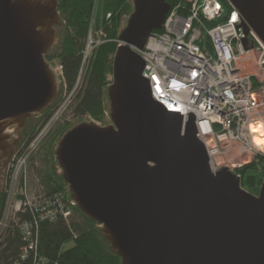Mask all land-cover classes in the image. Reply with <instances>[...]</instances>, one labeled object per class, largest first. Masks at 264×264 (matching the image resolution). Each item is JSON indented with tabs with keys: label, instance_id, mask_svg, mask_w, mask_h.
<instances>
[{
	"label": "water",
	"instance_id": "obj_1",
	"mask_svg": "<svg viewBox=\"0 0 264 264\" xmlns=\"http://www.w3.org/2000/svg\"><path fill=\"white\" fill-rule=\"evenodd\" d=\"M58 0H0V192L25 122L54 103ZM264 45V0H227ZM106 94L111 123L82 122L55 160L78 211L100 227L120 264H264V177L258 195L228 167L213 172L193 114L183 123L151 97L134 49L160 30L170 4L133 0ZM19 134V136H18Z\"/></svg>",
	"mask_w": 264,
	"mask_h": 264
},
{
	"label": "built area",
	"instance_id": "obj_2",
	"mask_svg": "<svg viewBox=\"0 0 264 264\" xmlns=\"http://www.w3.org/2000/svg\"><path fill=\"white\" fill-rule=\"evenodd\" d=\"M227 5L230 10L220 0H175L162 28L146 39L142 50L134 49L149 68L145 77L155 103L166 111L180 112L183 123L187 114L194 115L197 137L207 150L213 172L242 165L244 156L251 160L264 157V147L254 140L257 136L264 139V45L250 30L249 47L244 46L241 17ZM91 37L73 88L66 91L64 87L63 105L13 151L4 172L0 245L15 226L27 243L21 249V261L29 257L34 240L31 223L20 220V213L29 210L35 223L59 219L68 223L75 214L76 204L70 196L46 195L38 188L32 166H38L35 156L81 86L90 49L103 43L101 32L90 41ZM54 69L62 77V67L58 64ZM35 258L34 264H51Z\"/></svg>",
	"mask_w": 264,
	"mask_h": 264
},
{
	"label": "trees",
	"instance_id": "obj_3",
	"mask_svg": "<svg viewBox=\"0 0 264 264\" xmlns=\"http://www.w3.org/2000/svg\"><path fill=\"white\" fill-rule=\"evenodd\" d=\"M171 6L175 0H166ZM230 10L226 0H220ZM58 13L61 24L58 27L57 44L45 55V59L54 65V61L62 67L61 88L70 91L76 82L83 52L88 37L95 38L102 33L103 43L93 49L88 59L82 83L72 103L68 106L75 117H90L101 121L104 115V102L107 100L106 90L111 81L112 57L119 42L121 19L128 17L133 11L132 0H58ZM57 101L42 112L41 122H45L57 106ZM82 123V122H81ZM79 124V122H78ZM36 127V126H35ZM35 127L23 133V139L29 138ZM59 127L50 134L35 156L40 188L46 195L63 193L70 196L67 184L62 181L55 150L60 138L73 128ZM241 180V186L251 194L257 195L264 177V157L257 156L248 163L233 170ZM4 193V192H3ZM0 193V214L3 210L5 194ZM73 217L65 223L42 221L35 223V215L29 210L19 214L20 220H27L32 225L34 248L29 257L21 261L20 253L27 243L15 226L9 228L3 243L0 245V264H34L35 256L42 257L51 264H120V258L112 253L104 242L100 227L75 208ZM72 246L65 249V245Z\"/></svg>",
	"mask_w": 264,
	"mask_h": 264
},
{
	"label": "rangeland",
	"instance_id": "obj_4",
	"mask_svg": "<svg viewBox=\"0 0 264 264\" xmlns=\"http://www.w3.org/2000/svg\"><path fill=\"white\" fill-rule=\"evenodd\" d=\"M133 1V0H132ZM133 5V4H132ZM129 17V16H128ZM128 17H126V16H123L122 17V21H121V30L125 27V25H126V23H127V19H128ZM58 34V33H57ZM57 34H56V38H57ZM96 38V37H95ZM91 40H94V38H90V41ZM57 41H58V39H57ZM87 42H88V40H87ZM87 42H86V45H87ZM56 44H57V42H56ZM56 44H54L55 46H56ZM55 46L53 47V49L55 48ZM95 48V47H94ZM94 48H92V49H90V52H89V56H88V59H89V57H90V54H91V52L93 51V49ZM52 49V50H53ZM51 51V50H50ZM49 51V52H50ZM56 65H58V63L56 62V60L54 61V65H53V67H55ZM65 90H64V88H61V91H60V83H59V89H58V93H57V96H55L56 97V99H55V101H57V99H58V102H57V106L55 107V109L53 110V114L54 113H56V111H58L60 108H61V106L63 105V103H64V100H65ZM107 97V96H106ZM54 101V102H55ZM105 104H104V109H105V113H104V115H103V119L101 120V121H97V120H94V119H92V118H90V117H75V116H73L72 115V113H71V111L69 110V107H67L62 113H60L59 114V117H57L58 119L56 120V122L53 124V126H52V128H51V130H50V132H49V134H48V136H47V138L49 137V135L50 134H53L54 133V131H56L59 127H63V126H75V125H77L78 124V122L79 123H81V122H93V124L95 123V124H97V125H99V126H106V125H109L110 123H111V121H110V118H109V116H107L108 114H109V112H108V107H109V102H108V99L104 102ZM54 104V103H53ZM107 113V114H106ZM42 118V113H40V114H36V115H33L28 121H26L27 123H28V125H26L25 124V126H24V128L22 129V132L20 133V135H21V137H23L22 135H23V133L25 132V131H28L31 127H35V129H37L40 125H41V119ZM34 129V130H35ZM18 136H19V134H18ZM46 138V139H47ZM23 138L21 139V141H20V143H19V145L23 142ZM18 145V146H19ZM17 148V147H16ZM240 161L243 163V164H245V163H248V162H250L251 161V159H248V157H246V156H244V157H242L241 159H240ZM253 161V160H252ZM238 166V165H237ZM236 165L235 166H233L232 168H231V170H234L236 167H237ZM59 167V166H58ZM59 171L61 172V170H60V168H59ZM242 187V186H241ZM244 189V188H243ZM245 190V189H244ZM247 191V190H246ZM248 192V191H247ZM2 193H3V191H2ZM250 193V192H249ZM254 195V194H253ZM258 195V194H257ZM72 246V243H68V244H66L65 245V249H68V248H70Z\"/></svg>",
	"mask_w": 264,
	"mask_h": 264
},
{
	"label": "bare ground",
	"instance_id": "obj_5",
	"mask_svg": "<svg viewBox=\"0 0 264 264\" xmlns=\"http://www.w3.org/2000/svg\"><path fill=\"white\" fill-rule=\"evenodd\" d=\"M255 142L260 145L262 148L264 147V139L259 138L258 136L254 139Z\"/></svg>",
	"mask_w": 264,
	"mask_h": 264
},
{
	"label": "flooded vegetation",
	"instance_id": "obj_6",
	"mask_svg": "<svg viewBox=\"0 0 264 264\" xmlns=\"http://www.w3.org/2000/svg\"><path fill=\"white\" fill-rule=\"evenodd\" d=\"M27 121H28V120H27ZM26 123H27V122H26ZM26 123H25V124H26ZM26 125H28V123H27Z\"/></svg>",
	"mask_w": 264,
	"mask_h": 264
}]
</instances>
